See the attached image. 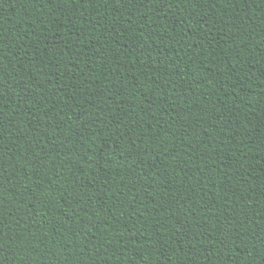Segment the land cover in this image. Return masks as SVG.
<instances>
[{"label":"trees","instance_id":"16d2710c","mask_svg":"<svg viewBox=\"0 0 264 264\" xmlns=\"http://www.w3.org/2000/svg\"><path fill=\"white\" fill-rule=\"evenodd\" d=\"M0 264H264V0H0Z\"/></svg>","mask_w":264,"mask_h":264}]
</instances>
